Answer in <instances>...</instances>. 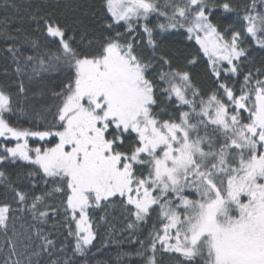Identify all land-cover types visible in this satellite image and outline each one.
<instances>
[{"label": "snow or ice", "instance_id": "6c2138e0", "mask_svg": "<svg viewBox=\"0 0 264 264\" xmlns=\"http://www.w3.org/2000/svg\"><path fill=\"white\" fill-rule=\"evenodd\" d=\"M99 8L86 43L55 12L34 15V31L56 48L40 51L25 31L29 55L8 20L0 23L20 78L15 92L0 83V164L16 169L15 179L0 171L2 264H91L107 223L92 213L117 207L128 235L110 230L104 246L120 249L118 264H162L165 255L172 264H264V67L242 72L246 41L264 51V0H101ZM176 37L198 45L182 61ZM201 53L207 91L189 70ZM29 68L63 74L54 105L25 103ZM16 213L34 222L24 233ZM58 216L63 242L42 227Z\"/></svg>", "mask_w": 264, "mask_h": 264}, {"label": "trees", "instance_id": "16d2710c", "mask_svg": "<svg viewBox=\"0 0 264 264\" xmlns=\"http://www.w3.org/2000/svg\"><path fill=\"white\" fill-rule=\"evenodd\" d=\"M159 2L164 4L166 0H159ZM246 2H249V0H237V3L240 5ZM100 3L101 0H9V6L5 8L3 0H0V23L5 19L8 20V29L11 34L19 35L21 38L20 48L24 55L32 54L31 45L22 43L23 33L25 31L32 33L33 37L39 40L41 45L40 51H44L46 47L55 50L56 43L46 39L41 33L34 31L37 24L32 17L34 15L42 16L46 12H55L59 19L68 26V34L74 35L76 40L79 41L81 33H84L86 43L87 40L91 39L95 32L98 31V27L101 24V20L99 19L101 11L99 8ZM11 5H15V7ZM152 20L155 21L156 17L153 16ZM16 29L22 31L17 33L15 31ZM176 39L183 41L177 46H173V50L177 51L181 61L184 55L189 52L194 53L196 48H198V45H195L194 41H188L186 37H176ZM9 43H12V41L6 40L4 36L0 34V83L10 85L11 90L15 92L20 78L15 74V64L11 62L10 55L4 51ZM245 46L251 48L249 56L251 63L246 62L242 66V72L251 70L255 73L256 69L264 67V51H261L250 39L245 42ZM201 56V62L190 67L189 70L193 75L194 82L201 89L207 91L212 85L206 71L207 57H203L202 53ZM5 67L8 69V76L3 74ZM62 76L63 74L57 72H46L36 76L31 73V69L29 68L27 74L22 78L26 88V95L23 97L25 103L34 106L36 110L54 105L56 101L52 99V92L59 91L58 85ZM236 79V77H232L229 83ZM239 79L242 80L243 76L241 75ZM238 87L239 84H237V88ZM12 119L15 121L16 117L13 116ZM48 119L51 120L50 115ZM35 122L36 121L33 120V124L29 125L27 118H21V126L23 127L34 126ZM37 140L38 138H30L29 143L35 146ZM55 142V140L52 141L53 144ZM0 171H4L6 176H9L10 179H15L16 169L11 165L0 164ZM25 183H27V181ZM37 191H39V189H37ZM3 193L4 186L0 184V198H2ZM13 207H15V204H13ZM16 215L19 217L15 222L17 230L22 233L26 232L34 222L28 214L16 213ZM92 215L96 221H100L101 216H106L107 223L104 221L99 222V236L96 240V247L92 248V253H95V256H89L91 264H97L98 261H104L105 264H118L117 255L120 249L117 248L115 244H108L106 247L104 245L106 243L105 233L110 230L114 229V236L117 240L123 241L124 237L128 235L126 231L122 232V230L125 229L126 220L121 214V210L118 207L108 209L106 214L104 209H96ZM42 227L49 233V238L63 242L67 237V229L64 226L62 216H58L54 219L50 217L48 223ZM68 239L70 240L71 238L69 237ZM4 243L3 235L0 233V249L6 251ZM59 247L60 243H57V248ZM122 248L128 250V243L124 242ZM97 249H99V251H97ZM58 255L63 256L62 253H58ZM2 256L3 252H0V264H2ZM77 259L80 261V264H83V257H78ZM122 259L124 260V264H128V258L124 257ZM162 264H172L171 258L165 255L162 258Z\"/></svg>", "mask_w": 264, "mask_h": 264}]
</instances>
